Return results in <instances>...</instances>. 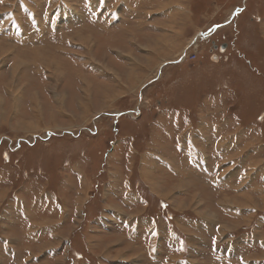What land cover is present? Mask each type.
Wrapping results in <instances>:
<instances>
[{"label":"rangeland","instance_id":"rangeland-1","mask_svg":"<svg viewBox=\"0 0 264 264\" xmlns=\"http://www.w3.org/2000/svg\"><path fill=\"white\" fill-rule=\"evenodd\" d=\"M259 223L264 0H0L1 264H264Z\"/></svg>","mask_w":264,"mask_h":264},{"label":"crops","instance_id":"crops-1","mask_svg":"<svg viewBox=\"0 0 264 264\" xmlns=\"http://www.w3.org/2000/svg\"><path fill=\"white\" fill-rule=\"evenodd\" d=\"M138 4H140L139 3V1H138ZM125 7H124V12H125V14H126V18L129 20V21H131V17L133 16V15H138L139 14V12H138V9L139 8H130L129 7V4H126L125 3ZM133 12V13H132ZM128 23V22H127ZM134 25V24H133ZM108 26H110V24H108ZM143 27H145V26H143ZM145 29V28H144ZM146 30V29H145ZM163 30V32H166V30H164V29H162V28H160V27H158V29H156V31L158 32V31H162ZM140 31V33L142 32V29L141 30H139ZM108 33H109V31H108ZM99 37L100 38H102V37H104V38H108V34H102V35H100L99 34ZM109 53H112V48H108V51H107V54H109ZM117 58V57H116ZM168 64H170V63H165V64H163L162 65V67L163 66H165V68L167 67V65ZM108 70H112V67H109V68H107ZM124 71V70H123ZM111 72V71H110ZM110 74H114L113 72H111ZM127 74V73H126ZM124 75V74H123ZM128 75V74H127ZM133 87H135V86H133ZM132 87V88H133ZM132 88H129V91H130V89H132ZM135 92V91H134ZM133 93V92H132ZM136 93V92H135ZM168 171H170V170H168ZM170 172H172V171H170ZM255 186H252V188L250 189V190H253V188H254ZM129 194H131L130 192L129 193H125V192H122L121 193V195L122 196H124L125 198H127V197H130V195ZM56 200H57V198H55ZM66 199V197L63 199L62 198V204H63V200H65ZM68 201H69V199H68ZM66 202H67V200H66ZM68 203H70L71 204V202H68ZM73 203H74V201H73ZM73 206H74V204H72V207L71 206H68V207H65V206H63L62 208L61 207H56L55 206V208H58V210H60V213H62V214H65V211H69L70 213H72L73 214V212H72V208H73ZM9 210H11V204H9L8 205V207H7V213L8 214H6L5 213V216H2V221H4L5 222V224H6V226H7V229L10 227V214H9ZM9 222V223H8ZM8 223V224H7ZM260 224V223H259ZM258 224V225H259ZM264 226V224L263 223H261L259 226ZM3 226V229L4 230H2V231H4V233H2L1 235H0V255L2 254V244H4V245H6V247L8 248V251L9 252H11V250H13V249H11V241L9 240L10 238L8 237L9 235H8V233L6 232L5 233V230H7L5 227H4V225H2ZM90 246H94L92 243L90 244ZM43 260H42V258H40V260H39V263H41ZM27 264L28 263V260L27 259H24V264ZM1 264V263H0Z\"/></svg>","mask_w":264,"mask_h":264},{"label":"water","instance_id":"water-1","mask_svg":"<svg viewBox=\"0 0 264 264\" xmlns=\"http://www.w3.org/2000/svg\"><path fill=\"white\" fill-rule=\"evenodd\" d=\"M220 28L221 27L218 26V27L214 28L211 32H209L208 34H203V36H205V37L211 36L213 33L218 31ZM199 36H201V35H199Z\"/></svg>","mask_w":264,"mask_h":264},{"label":"bare ground","instance_id":"bare-ground-1","mask_svg":"<svg viewBox=\"0 0 264 264\" xmlns=\"http://www.w3.org/2000/svg\"><path fill=\"white\" fill-rule=\"evenodd\" d=\"M15 68V67H14ZM15 70V69H14ZM83 110V109H82ZM171 164V163H170ZM188 174V173H187ZM186 176H189V175H186ZM186 176H184V177H186ZM196 176H197V174H196ZM198 177V176H197ZM201 177H199V179H200ZM186 179H188V180H186V182H190V181H193V180H190L189 178H186ZM202 179V178H201ZM208 179V178H207ZM209 180V179H208ZM227 183V182H226ZM235 191V190H234ZM158 193H160V192H158ZM196 195V194H195ZM201 196V195H200ZM204 199V198H203ZM194 201V200H193ZM212 217V216H211ZM206 218V217H205Z\"/></svg>","mask_w":264,"mask_h":264},{"label":"built area","instance_id":"built-area-1","mask_svg":"<svg viewBox=\"0 0 264 264\" xmlns=\"http://www.w3.org/2000/svg\"><path fill=\"white\" fill-rule=\"evenodd\" d=\"M182 59H183V58L181 57V61H182ZM194 59H197L196 55H193V57L190 58L191 61L194 60Z\"/></svg>","mask_w":264,"mask_h":264}]
</instances>
